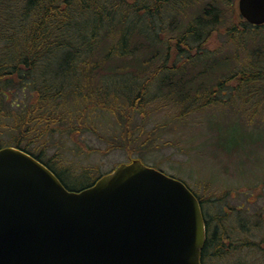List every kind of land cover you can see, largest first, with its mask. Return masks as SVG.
Listing matches in <instances>:
<instances>
[{"label": "trees", "instance_id": "16d2710c", "mask_svg": "<svg viewBox=\"0 0 264 264\" xmlns=\"http://www.w3.org/2000/svg\"><path fill=\"white\" fill-rule=\"evenodd\" d=\"M228 23L226 36L237 46L255 32L252 28H258L256 34L263 37L260 30L264 25L247 23L239 14L237 0H0V149L12 146L28 152L69 190L92 186L101 176L91 169L74 172L64 164L59 151L50 152V141L66 129L77 136L93 105L121 122L129 111L145 108L155 78L143 83L134 80L133 90L119 93L97 88L96 83L99 74L131 73L138 77L143 67L151 66L157 58L171 63L186 60L188 68L191 62L190 73L201 66L191 75L183 74L187 67L177 71L171 63L158 69V74L164 69L170 74L156 81L157 88L169 91L178 102L192 106L203 96V103L184 116L238 97L247 104H263L264 50L254 48L251 57L242 60L236 70H232L230 60L211 59L207 52L217 29ZM165 32L170 37L164 39ZM222 64L230 65L228 74L211 85ZM132 94L135 100L130 99ZM79 102L84 106L79 107ZM126 138L127 143L117 147L131 152L134 139ZM75 173L98 176L74 188L66 178ZM198 198L203 206L204 200ZM234 218L228 214L207 218L209 238L202 264H252L245 251L224 250L236 234ZM240 226L241 234L249 232L248 226Z\"/></svg>", "mask_w": 264, "mask_h": 264}, {"label": "water", "instance_id": "95a60500", "mask_svg": "<svg viewBox=\"0 0 264 264\" xmlns=\"http://www.w3.org/2000/svg\"><path fill=\"white\" fill-rule=\"evenodd\" d=\"M264 25V0H238ZM207 238L199 199L140 159L81 191L12 146L0 149V264H202Z\"/></svg>", "mask_w": 264, "mask_h": 264}, {"label": "rangeland", "instance_id": "374dc122", "mask_svg": "<svg viewBox=\"0 0 264 264\" xmlns=\"http://www.w3.org/2000/svg\"><path fill=\"white\" fill-rule=\"evenodd\" d=\"M229 25L217 29L208 43L207 52L211 53V59L222 57L230 60L232 70H236L251 57L254 48L264 50V28L259 29L262 39L256 34L258 28H252L255 32L246 36L245 43L237 46L226 36ZM162 37L165 39L170 35L165 32ZM205 58L198 57V60L209 62ZM153 61L151 66L143 67V74L140 72L142 75H137L139 78L131 73L99 74L96 83L97 88L119 93L133 90L134 80L143 83L155 78L148 91L145 108L135 113L129 111L121 122L92 104L94 110L88 112L91 115L85 116L86 123L78 135L74 136L72 129L58 133L56 139L50 141V152L59 151L64 164L72 167L74 172L91 169L99 176L130 159L140 158L147 166L184 182L197 197L202 198L207 218L228 214L236 218L244 216L247 222L259 221L258 228L253 230L260 238L259 234L264 233V103L247 104L246 101L241 102L244 98L241 100L238 97L226 103L194 109V112L184 116V112L203 103V96L192 106L178 102L172 93L157 88L159 82L157 84L156 81L170 74L168 69L158 74V69L175 64L176 70L187 67L183 74L191 75L201 66L193 68L190 73L193 63L190 62L188 68L186 60L171 63L172 60L157 58ZM229 69L230 65L222 64L219 75L212 77L211 85L227 75ZM134 98L132 94L130 99ZM110 100L113 102V97ZM77 105L84 106L80 102ZM126 137L134 139L131 152L117 147L127 143ZM97 174H76L66 178V181L79 188L92 182Z\"/></svg>", "mask_w": 264, "mask_h": 264}, {"label": "flooded vegetation", "instance_id": "af4514ba", "mask_svg": "<svg viewBox=\"0 0 264 264\" xmlns=\"http://www.w3.org/2000/svg\"><path fill=\"white\" fill-rule=\"evenodd\" d=\"M234 220H237V223H236L237 226H234V231H236V234L235 236L233 235L234 237L233 236L231 237L232 240L228 244V247L224 250H226L227 252L229 251L230 253L231 252L241 253L242 251H245L246 255L247 254L249 255V260L253 261L252 264L264 263V233L259 234L260 238H257L258 236L257 233L251 231L255 228H258L259 222H254L252 220H250V222H247L242 217L234 218ZM241 224H245L246 226H248V229H249L248 233H245V234L240 233ZM208 238H209V230H208V236H207L204 249L206 248V245L208 244L207 243ZM255 251L258 254H256ZM260 260H263V261H260Z\"/></svg>", "mask_w": 264, "mask_h": 264}]
</instances>
